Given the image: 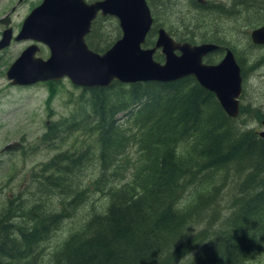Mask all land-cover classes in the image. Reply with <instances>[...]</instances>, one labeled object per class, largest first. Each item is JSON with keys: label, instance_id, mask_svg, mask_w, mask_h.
<instances>
[{"label": "trees", "instance_id": "obj_1", "mask_svg": "<svg viewBox=\"0 0 264 264\" xmlns=\"http://www.w3.org/2000/svg\"><path fill=\"white\" fill-rule=\"evenodd\" d=\"M190 1L195 12L207 14L204 20L195 15L185 29L168 24L166 30L191 43H224L215 31H203L220 17L253 10L256 2L236 0V12L234 5ZM169 3L148 0L154 23L144 46H152L157 28L167 24L158 18ZM114 18L93 20L86 36L90 49L103 52L118 38ZM234 53L243 79V60ZM80 88V108L46 125L41 141L54 149L77 130L85 134L31 175L38 200L62 196V211L47 214L40 203L27 205L25 193L0 203V264L3 257H30L73 218L53 264H264V138L240 127L252 109L239 104L238 115L229 117L214 93L190 75ZM255 117L264 120L257 109ZM92 168L95 176L82 184ZM92 193L105 197L104 207L76 219Z\"/></svg>", "mask_w": 264, "mask_h": 264}, {"label": "water", "instance_id": "obj_2", "mask_svg": "<svg viewBox=\"0 0 264 264\" xmlns=\"http://www.w3.org/2000/svg\"><path fill=\"white\" fill-rule=\"evenodd\" d=\"M196 2L204 4L206 0ZM99 13L115 17L121 30V35L101 53L90 49L85 41ZM152 24L147 0H42L24 19L15 39L42 42L50 54L37 57V45L26 47L7 68L6 79L13 85H31L68 78L77 86L97 87L108 86L114 80L168 82L190 75L214 93L229 117H236L243 79L232 51L226 49L216 64L205 63L203 57L218 45L176 41L163 27L157 29L154 46L143 47ZM11 38V30H5L0 48L8 45ZM251 38L255 44L264 45V24L252 30ZM157 50L163 55L162 62L154 59ZM262 124L259 134L264 138V120ZM20 144L7 143L0 152L15 150Z\"/></svg>", "mask_w": 264, "mask_h": 264}, {"label": "rangeland", "instance_id": "obj_3", "mask_svg": "<svg viewBox=\"0 0 264 264\" xmlns=\"http://www.w3.org/2000/svg\"><path fill=\"white\" fill-rule=\"evenodd\" d=\"M16 1L0 0V17L10 11L12 6H16L12 13V20L17 23L27 4L36 0H24L19 4ZM225 1L228 0H209L214 4ZM168 6L165 11L159 10V22L167 23L163 25L165 29H168V24H172L178 30H183L193 16L196 15L199 23L204 20L203 17L207 16V14L195 12L190 0H171ZM244 10L243 8L241 13L236 14L237 16L219 18L216 23H211L209 28L203 32L210 34L215 31L226 46L234 49L238 57L243 60L246 73L242 81L239 103L252 110L241 116L240 127L253 128L259 132L263 129V124L259 122L255 114L256 109L264 114V47L252 41L251 32L264 24V0H256L253 10L246 13ZM3 28L4 25L0 23V38ZM111 29L110 25V31ZM26 44L25 41H15L7 49L0 50V149L7 143L21 142V147L16 150L0 152V203L8 197L12 198L15 194L23 195L25 193V196L29 197L27 205L31 202L40 203L41 211L50 214L62 211V196H48L49 198L45 196L43 202L38 200V193L33 194L36 189L31 175L54 154L67 149L75 141L76 136L81 137L85 133L77 130L66 139L63 146L62 143H58L59 146L54 149L52 144L46 146L45 143H42L41 136L46 131L47 123L64 117L69 118L72 113H76L80 108L76 102L82 91L80 87L74 86L68 78H62L53 85L37 83L31 86H18L11 84L5 77V71ZM44 53L48 56L47 51ZM157 61L162 62L163 58ZM253 65L255 67L252 68ZM52 86L54 91L51 94L49 89ZM95 174V169H89L83 175L82 184L90 181ZM128 178L129 176H126L124 181ZM88 200L77 210L76 216H74L76 219L85 216L90 208L100 209L105 205V197L98 193L90 194ZM222 207L220 216L224 215L226 211L223 212ZM73 220L74 218L67 219L63 224L61 223L48 239L41 242L38 251L33 252L34 254L30 257L23 260H8L3 257V262L5 264H53V254L67 231L71 229ZM19 245V247L22 246ZM190 257L191 254L182 262H186Z\"/></svg>", "mask_w": 264, "mask_h": 264}, {"label": "flooded vegetation", "instance_id": "obj_4", "mask_svg": "<svg viewBox=\"0 0 264 264\" xmlns=\"http://www.w3.org/2000/svg\"><path fill=\"white\" fill-rule=\"evenodd\" d=\"M24 0H17L16 2L19 4V3H22ZM86 2H88V3H90V2H92V1H95V0H85ZM196 1V0H195ZM42 2V0H36V1H34V2H30V3H28L27 4V7L25 8V11H24V13H23V15L20 17V19H19V21L17 22V23H14V21L12 20V13H13V11L15 10V8H16V6H12V8L10 9V11H8V12H6V13H4L1 17H0V23L1 24H3L4 25V28H3V30H2V32H1V38H2V34H3V32L5 31V30H7V29H10L11 30V34H12V38L10 39V41H9V43H8V45H6L5 47H3V48H0V50H5V49H7L13 42H15V41H25V42H27V44L25 45V47H23L20 51H19V54L26 48V47H28V46H30V45H37L38 46V50L36 51V53H35V56H37V57H48L49 56V54H50V51H49V48H48V46L46 45V44H44V43H42V42H37L36 40H34V39H32V38H26V39H19V40H16L15 39V37L18 35V33H19V31H20V29H21V26H22V22L24 21V19L36 8V7H38L39 5H40V3ZM206 2L208 3L209 2V0H206ZM198 3V2H197ZM210 3V2H209ZM215 3H217V5H219V6H221V7H224V8H226V7H229V6H232V5H234V9H236V12H238V10H240V5H241V3H238V2H236V0H228V1H225V2H215ZM200 4V3H199ZM204 4H206V3H204ZM210 4H214L213 2H211ZM151 11V10H150ZM152 14V13H151ZM99 15H100V13H99ZM99 15H97L93 20H95ZM109 17H112V16H109ZM153 17V16H152ZM112 18H114V17H112ZM221 18V17H220ZM115 19V18H114ZM116 21H117V19H115ZM93 22V21H92ZM153 23H154V17H153ZM92 24V23H91ZM117 24H118V21H117ZM153 25V24H152ZM118 26H119V24H118ZM262 26V25H261ZM159 27H162V26H159ZM158 27V28H159ZM157 28V29H158ZM164 28V27H163ZM120 29V28H119ZM90 31H91V27H90ZM90 31L87 33V35L90 33ZM167 31V30H166ZM168 32V31H167ZM149 33V32H148ZM169 33V32H168ZM86 35V36H87ZM120 35H121V30H120ZM119 35V36H120ZM156 35H157V32H156ZM86 36H85V41H86ZM118 36V37H119ZM146 37H147V35H146ZM146 37H145V40H146ZM173 37V36H172ZM1 38H0V40H1ZM174 38V37H173ZM117 39V38H116ZM155 39H156V36H155ZM175 39V38H174ZM176 41H178L177 39H175ZM187 42H189V41H187ZM205 42H209V43H214V44H216V45H218V48L216 49V50H213V51H211L210 53H208L207 55H205L204 57H203V62H205V63H208V64H216V63H218L220 60H221V58L223 57V55H224V53H225V50L226 49H230L229 47H227L224 43H221V42H212V41H205ZM223 42V41H222ZM145 43V42H144ZM154 43H155V41H154ZM189 43H191V42H189ZM199 43H202V42H192L191 44H199ZM87 44V43H86ZM88 45V44H87ZM257 45H259V44H257ZM143 47H152V46H154V44L152 45V46H144V44L142 45ZM260 46H262V47H264V45H260ZM89 47V46H88ZM90 48V47H89ZM231 50V49H230ZM44 51H47V55L48 56H46V54L44 53ZM158 52H160V50H157ZM157 51H155V53L157 52ZM232 51V50H231ZM99 53H101V52H99ZM154 53V54H155ZM161 53V52H160ZM232 53L234 54V57H235V59H236V55H235V53L232 51ZM18 54V55H19ZM17 55V56H18ZM162 55V54H161ZM16 56V57H17ZM15 57V58H16ZM14 58V59H15ZM162 58H163V55H162ZM155 59V58H154ZM164 59V58H163ZM212 60V61H211ZM13 61V60H12ZM211 61V62H210ZM236 61H237V59H236ZM11 64V63H10ZM9 64V65H10ZM9 65H8V67H9ZM7 67V68H8ZM7 70V69H6ZM6 72V71H5ZM6 77V76H5ZM49 82H54L55 84L57 83V82H59V80L58 81H52V80H50V81H45V82H37V83H44V84H47V85H49L50 83ZM11 83V82H10ZM37 83H34V84H37ZM12 84V83H11ZM31 85H33V84H31ZM30 85V86H31ZM18 86H29V85H18ZM49 123H47V125H48ZM21 143V142H20ZM21 147V144H20V146L18 147V148H20ZM17 148V149H18ZM16 150V149H15Z\"/></svg>", "mask_w": 264, "mask_h": 264}, {"label": "bare ground", "instance_id": "obj_5", "mask_svg": "<svg viewBox=\"0 0 264 264\" xmlns=\"http://www.w3.org/2000/svg\"><path fill=\"white\" fill-rule=\"evenodd\" d=\"M147 3H148V0H147ZM149 6V5H148ZM62 79V78H61ZM60 80V79H59ZM54 81H58V80H54ZM74 85V84H73ZM75 86H77V85H75ZM78 87H80V86H78Z\"/></svg>", "mask_w": 264, "mask_h": 264}]
</instances>
